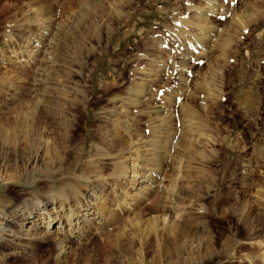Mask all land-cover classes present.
Wrapping results in <instances>:
<instances>
[{
	"label": "rangeland",
	"instance_id": "374dc122",
	"mask_svg": "<svg viewBox=\"0 0 264 264\" xmlns=\"http://www.w3.org/2000/svg\"><path fill=\"white\" fill-rule=\"evenodd\" d=\"M203 27L208 49L179 65L175 36ZM142 86L146 100L131 103ZM189 112L198 124L184 120ZM200 155L228 200L214 214L210 193L203 228L184 229L179 198H193ZM117 167L151 174L153 187L137 190L147 184L117 178ZM246 180L258 187L245 192ZM258 192L264 0H0V264H247L250 248L224 241L242 233L238 214ZM93 201L103 218L67 244H57L69 229L59 220L27 231L59 203L64 223Z\"/></svg>",
	"mask_w": 264,
	"mask_h": 264
},
{
	"label": "bare ground",
	"instance_id": "6f19581e",
	"mask_svg": "<svg viewBox=\"0 0 264 264\" xmlns=\"http://www.w3.org/2000/svg\"><path fill=\"white\" fill-rule=\"evenodd\" d=\"M209 10L194 8V9H191L190 12H193L194 16H201V15L203 16V14H205V18H207V21H209V19H211V17L207 16L208 13H211V12H209ZM211 14H213V13H211ZM200 19L203 20L202 18H200ZM197 20H199V19H197ZM202 30H206V28L203 27L201 29H198V30L195 31L194 34L184 35L185 31L183 29H180L178 35L175 36L178 39L177 43H178V46H179V53H178V64L179 65H183V63H181V60H183L186 64L190 63V61L192 60L191 55H193L195 50H196V52H198V54H201L202 52L204 53V50H205L206 47L208 49L207 43H205L204 41H201L202 39L198 40V38H197L198 36L202 37V35H201V31ZM207 32H208V34L211 33V31H207ZM185 36H187L189 38H192V39L182 40V39L185 38ZM205 37H206V35H205ZM211 38L214 39V37H211ZM180 40H182V41H180ZM201 48H202V50H201ZM147 61L150 62V60H147ZM146 65H148V67H147V69H145L146 73H144L145 74V80L144 79L141 80L142 82L145 81L143 83V85L148 84V82H150V79H148L150 74L147 73L148 68L150 69V66H149L148 63ZM140 92H142V94H136L135 92L134 93L132 92L134 94V96L131 99V103H133V104L135 103L136 104L138 102L140 103V102L146 100V97H147L146 95H148L147 87L145 86V88H144L142 86ZM157 108H158V111L155 109V112L156 111L159 112V114H161V117L157 116L158 118H156V119H159V120H156V121H159V122L161 121V124H159V126L162 127L163 123L165 124L166 122H169V121H166V118H168V116H169V115H167L168 108H167V106L166 107H157ZM149 109H151V108H149ZM189 114H190L189 116L186 115V117H184L185 118L184 120H186L189 125H191V124L193 125V123H194L193 121H196V120L193 117V113L189 112ZM152 118H154V117H152ZM198 123L199 122H197L196 124H198ZM199 125H201V124H199ZM199 125L197 127L198 128L197 131L200 130L199 129ZM201 127H203V126H200V128ZM200 133H202V132H200ZM165 152H167V151H165ZM167 153H169V152H167ZM213 157H212V160H214ZM204 159H205L204 155H200V163L198 165V168L195 169V171H196L195 172L196 183H195L194 187L191 189L192 194H193V198L190 199L189 198L190 196L189 197L186 196V193L188 194V191L187 192L184 191L185 188H183L184 192L181 193L182 195L179 198L180 202H179L178 207H179V209L181 210V212L183 214V220H182L183 223L182 224H183L184 229H186V227L188 226V223H190L191 221H197V228L198 229H200V228L202 229L203 228V226H204L203 222L205 221V219L208 218V216L210 214V209L208 207L204 208V199L209 197L210 193L215 197L214 206H213V209H212L213 212L216 211L217 206H219L221 204H226L227 200H228L227 195L224 197V199L221 198V194L219 193V187L217 185V182L214 180V177L210 174L211 171L208 172L207 174L206 173L204 174L205 171H204V169L202 167V162H203ZM138 165H136L135 167H139L140 168V166H138ZM135 167H132V169L129 171V174H131V175H129L127 173V171H126V173L125 172H121L120 169L117 167L118 170L116 172L119 171L120 174H118L119 172L116 173V177L117 178L122 177L123 179L125 178V180L128 179L129 183H133V184L136 183L137 185H139V184L140 185L141 184H147L146 187L139 188L137 190H140V189L143 190V189H146V188H152L153 187L152 184H153V182L155 180H153V177L151 176V174L150 175H143V174L140 175L138 173L137 169H136V171H134L133 168H135ZM244 169H245V167H244ZM144 170L149 171V169H144ZM259 170H261V169H259ZM251 173H255L254 169L248 167V169L245 170L244 174L246 175V177H249V174H251ZM259 173L260 172H258V174ZM150 176H151V178H150ZM246 181H247V184H246L245 189H244L245 192L253 190V189H255V187H258V184L256 185L253 182H250V181L248 182V180H246ZM208 183L210 184V188H207L208 187L207 186ZM154 186H155V184H154ZM63 201L61 200V202H63ZM248 201H247V206L242 207V209L240 210V212L238 214V216H239L238 225L240 226L242 233H237V234L234 233L233 239L225 240L224 243L227 246H230L231 243H236L237 244V248L238 247L241 248L242 245H245L246 247H249L250 248V252H249V254H247V256L245 258L246 259V263L247 264H264V238L262 237L263 226H262V223H261L263 221V219H264V195L262 193L258 192L256 197H253V199L251 201L250 200H248ZM102 203L103 202L99 201L97 203V201H95L94 203L87 204V206L86 205L85 206H80L78 208V211L75 210L74 211L75 213H71V215L69 217L67 216V219H65L64 223L61 222L62 219H60L63 216V214H62V210H63L62 206H64V205H63V203H59L58 208L56 207L58 209V212H54L51 215L52 217L46 218L45 222H39L37 219L31 220L30 222H28L29 226L27 228V231L35 233V231L41 229L42 227L43 228L46 227L45 229H47V230H53L52 224L54 222H56V220H59V224L60 225H58V228H62V227L65 228L66 226H68V228H69V229H67V232H68L67 233V237L63 236V237H60L59 239H57V241H58L57 244L62 246L63 244H67L68 243V238L70 236L76 234L77 230L80 227H81L82 230H85V227H86L85 224L88 221H94L95 219L100 220V218L101 219L103 218L102 217V215H103V213H102L103 209L102 208L103 207L100 206ZM162 205H164V204H162ZM67 211L71 212V209L66 208V212ZM81 212H83V214H81ZM214 214H216V213L214 212ZM235 214H236V211L231 209L230 211H227L226 213H224L222 215L224 217H227V216H235ZM73 215H74V218H72ZM222 215H218V217H222ZM41 220H42V218H41ZM157 222L158 221L153 223V229L158 227V223ZM76 224L80 225V226L77 227V229H76ZM162 228H164V230L166 232L168 230L172 231V230H176L177 229L176 226H174V228H170V226H169V228L165 227V226H162ZM184 229L182 228V230H184ZM184 232H185V230H184ZM32 234L33 233L24 234L23 235V239L29 240L28 237L34 235V234L33 235ZM20 238H22V237L20 236ZM241 241H243V242H241ZM225 245H223V246H225ZM66 247L67 246L65 245V248ZM243 248H245V247H243ZM225 250H226V248H225Z\"/></svg>",
	"mask_w": 264,
	"mask_h": 264
},
{
	"label": "snow or ice",
	"instance_id": "6c2138e0",
	"mask_svg": "<svg viewBox=\"0 0 264 264\" xmlns=\"http://www.w3.org/2000/svg\"><path fill=\"white\" fill-rule=\"evenodd\" d=\"M226 2H227V0H226Z\"/></svg>",
	"mask_w": 264,
	"mask_h": 264
}]
</instances>
